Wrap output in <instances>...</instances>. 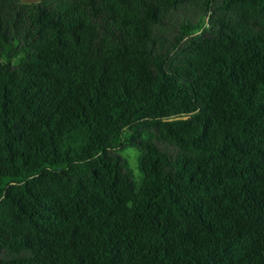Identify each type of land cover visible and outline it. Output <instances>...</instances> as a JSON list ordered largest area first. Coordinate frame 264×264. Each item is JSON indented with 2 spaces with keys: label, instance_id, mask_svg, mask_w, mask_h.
I'll list each match as a JSON object with an SVG mask.
<instances>
[{
  "label": "trees",
  "instance_id": "16d2710c",
  "mask_svg": "<svg viewBox=\"0 0 264 264\" xmlns=\"http://www.w3.org/2000/svg\"><path fill=\"white\" fill-rule=\"evenodd\" d=\"M0 264H264V0H0Z\"/></svg>",
  "mask_w": 264,
  "mask_h": 264
},
{
  "label": "rangeland",
  "instance_id": "374dc122",
  "mask_svg": "<svg viewBox=\"0 0 264 264\" xmlns=\"http://www.w3.org/2000/svg\"><path fill=\"white\" fill-rule=\"evenodd\" d=\"M138 150L136 148H128L124 151V155L127 156V158L130 161V164L132 168L135 170V174L138 180H141L144 177L143 172L138 168Z\"/></svg>",
  "mask_w": 264,
  "mask_h": 264
}]
</instances>
